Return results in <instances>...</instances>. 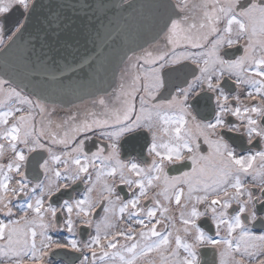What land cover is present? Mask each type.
<instances>
[{"label": "snow or ice", "instance_id": "1", "mask_svg": "<svg viewBox=\"0 0 264 264\" xmlns=\"http://www.w3.org/2000/svg\"><path fill=\"white\" fill-rule=\"evenodd\" d=\"M0 58V264H264V0H0Z\"/></svg>", "mask_w": 264, "mask_h": 264}, {"label": "water", "instance_id": "2", "mask_svg": "<svg viewBox=\"0 0 264 264\" xmlns=\"http://www.w3.org/2000/svg\"><path fill=\"white\" fill-rule=\"evenodd\" d=\"M151 2L152 0H133V3H135L136 5H146ZM140 12L147 13V9L137 8L135 12L132 10H128V12L123 14L125 19L119 21V25L122 27V31L119 37L116 39L115 44H113L112 41L110 40L108 41V46L106 48H103L102 46L103 56H107L113 49H116L117 51H126L128 48L134 47L137 43L141 42L140 37H138L135 34V32L131 30L130 27L135 25L134 17H136ZM114 66H115L114 64L111 65V67ZM3 74H4V61L3 58H0V75ZM110 78H111V73H109V79L105 81V86H107V83L110 82Z\"/></svg>", "mask_w": 264, "mask_h": 264}, {"label": "flooded vegetation", "instance_id": "3", "mask_svg": "<svg viewBox=\"0 0 264 264\" xmlns=\"http://www.w3.org/2000/svg\"><path fill=\"white\" fill-rule=\"evenodd\" d=\"M130 147H131V146H130ZM171 174H176V173L173 172V173H171Z\"/></svg>", "mask_w": 264, "mask_h": 264}]
</instances>
